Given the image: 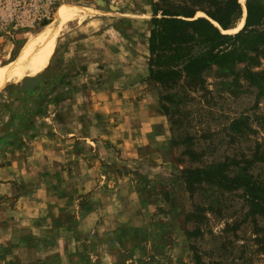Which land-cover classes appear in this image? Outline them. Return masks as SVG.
Returning <instances> with one entry per match:
<instances>
[{
    "label": "rangeland",
    "instance_id": "rangeland-1",
    "mask_svg": "<svg viewBox=\"0 0 264 264\" xmlns=\"http://www.w3.org/2000/svg\"><path fill=\"white\" fill-rule=\"evenodd\" d=\"M245 1L238 0L242 15L224 34L243 28ZM153 2L0 0V66L20 61L30 39L45 26L56 27L41 68L1 78L0 91L7 88L0 99L15 101L25 126L39 118L36 130L51 126L64 132L67 107L74 104L61 99L83 96L85 109L90 107L87 142L92 149L90 163L75 169L76 186L85 192L66 201L86 218L69 213L0 216V222L6 219L10 225L0 239L18 243L22 238L30 250L0 247V264H18L9 256L52 264V252L63 254L57 264H264V214L251 204L244 187L222 186L217 176L248 180L264 195V45L258 40L253 48L242 39L229 42L223 46L230 54L225 69L204 72L201 86L163 89L146 81L144 64ZM64 5L81 7V14L58 19ZM167 5L197 7L193 0H168ZM194 9L196 18L206 17ZM30 80L39 87L23 91ZM57 97L58 106L52 103ZM66 140L51 137L48 144L61 143L65 149ZM66 156L60 154L63 163ZM43 170L59 174L57 168ZM197 170L210 177L193 174ZM61 171L65 176L66 168ZM54 185L68 195L66 185ZM19 187L22 194L24 186ZM39 206L40 201L27 208ZM51 220L58 227V242L53 226L46 233L39 230ZM64 223L71 226L60 227ZM99 228L103 231H92ZM77 238L84 243L78 255L71 247L63 249L67 239ZM41 243L59 245L39 247ZM46 255L51 256L39 260Z\"/></svg>",
    "mask_w": 264,
    "mask_h": 264
},
{
    "label": "crops",
    "instance_id": "crops-1",
    "mask_svg": "<svg viewBox=\"0 0 264 264\" xmlns=\"http://www.w3.org/2000/svg\"><path fill=\"white\" fill-rule=\"evenodd\" d=\"M136 3L138 4V2ZM136 8L138 9V6H136ZM129 14L134 15V12L131 11ZM144 42V54H146L145 52L148 53L147 42L146 40ZM144 64L147 70V62L144 61ZM60 87L67 86L64 84V86H58L57 89ZM37 88H35V90ZM56 100L57 101H53L52 103L56 102L58 106V97ZM85 100L86 99L80 95L61 99V102H65L66 104H74V107H67L69 115L68 128L66 131L60 132L51 126L44 130H36L39 118L38 121L36 119V122L33 124L25 126L23 123L25 119L23 114L19 112L20 108L14 103L15 101L11 98L0 99V216H19L25 218V216L38 217L46 215L48 217H58L69 213L73 217L83 216L86 218L88 214L75 211L74 205L71 207H67L66 205V201L68 204V199H73L76 193L85 192L84 190L81 191L82 187L79 189L76 186V183H80V181L75 180V169L82 167L85 168L91 160L90 154L92 149L87 142L90 136L89 128L87 127L89 125L90 107L89 109H85ZM129 101L132 102L131 99ZM135 103L141 104L140 101ZM77 104H79V106ZM41 111L39 110V112ZM144 115L148 120L151 119L149 118V113L146 112ZM56 116L58 117L59 115ZM42 120L45 119L42 118ZM42 120L40 122H42ZM19 123L21 125H19ZM56 136L68 137L69 140H66L67 145L65 149H63V144L61 145L62 147H60L59 144L61 143L53 146L48 144L49 138ZM38 145H40V147H38ZM62 152H66L67 154L66 163H63V157H61V160L59 158ZM45 167L59 169L58 176H53L57 171H53L54 173L52 176L46 175L43 170ZM62 168H66L65 176L63 175L64 173H62L63 171H61ZM26 184H28V187H25ZM54 184H64L63 187L66 185L68 195L57 189V186ZM19 185L24 186L22 194ZM11 199L13 202H9ZM39 201L40 206L38 208H27ZM56 203H59L60 207H58ZM53 206H56L57 208H53ZM73 220L74 218L72 221ZM102 222L103 221L100 220V227ZM9 226L10 225L7 224L6 219L0 222L1 237H5L9 233ZM68 226L71 225L64 223V225L60 227L67 228ZM57 228L56 225L52 224L51 220V223H48L45 228L40 227L39 230L40 233H46L45 230H52L53 238L58 242L60 236L58 235ZM26 230L30 231L29 228H26ZM92 231L101 232L103 230L99 228ZM81 242L82 240L80 241L79 238L75 240L67 239V242L64 243L63 249H69V247H71L74 255H78L84 244ZM25 243L26 242H24V239L22 238L18 243H11V241L0 239V247L10 249L14 247L13 249L19 251L26 250L28 246ZM58 245V243H41V245L39 244V247L49 246L50 248H55ZM76 250L77 252H75ZM26 251H30L29 248ZM66 253L67 252L65 251L64 254ZM68 253H70V250ZM50 254L52 256L54 255L52 257L54 263L52 264H57L63 255L61 252H55L54 254L52 252ZM51 255H46L44 258L42 257L43 259L39 260L42 261ZM77 259L78 261H81L78 256ZM7 260H13L18 264H30L33 262L32 260L25 259L15 261V257L12 258L10 256Z\"/></svg>",
    "mask_w": 264,
    "mask_h": 264
},
{
    "label": "trees",
    "instance_id": "trees-1",
    "mask_svg": "<svg viewBox=\"0 0 264 264\" xmlns=\"http://www.w3.org/2000/svg\"><path fill=\"white\" fill-rule=\"evenodd\" d=\"M167 1L154 0L151 4L152 18L147 40L146 81L158 84L163 89H174L178 85L201 86L204 72L212 67L225 69L230 54L224 52L223 46L229 42L242 39L247 47L253 48L258 40L264 45V30H250L251 27H264V0L245 1L244 26L236 30L238 32H231H236L234 34L223 32L234 28L242 15L238 0H193L197 7L183 6L177 9H171ZM204 6L210 9L202 8ZM194 8L202 11L207 18H196ZM250 39H253L251 43ZM162 110L164 113L167 111L165 106ZM194 173L210 177L209 172L197 170ZM217 176L220 180H215L222 186L244 187L251 204L264 214V195L255 185L248 180H231L218 173Z\"/></svg>",
    "mask_w": 264,
    "mask_h": 264
},
{
    "label": "bare ground",
    "instance_id": "bare-ground-1",
    "mask_svg": "<svg viewBox=\"0 0 264 264\" xmlns=\"http://www.w3.org/2000/svg\"><path fill=\"white\" fill-rule=\"evenodd\" d=\"M81 11L82 8L77 5H64L63 8L57 11L56 17L68 21L80 15ZM244 18L245 12L243 13L240 26L244 22ZM44 28L45 30L33 39H30L26 44V51L20 61H16L6 66H0V79L33 74L41 68L50 41L53 39L56 31V27L53 24L45 26Z\"/></svg>",
    "mask_w": 264,
    "mask_h": 264
},
{
    "label": "water",
    "instance_id": "water-1",
    "mask_svg": "<svg viewBox=\"0 0 264 264\" xmlns=\"http://www.w3.org/2000/svg\"><path fill=\"white\" fill-rule=\"evenodd\" d=\"M39 86V83L37 80H30L27 81L23 87V91H32L35 88H37Z\"/></svg>",
    "mask_w": 264,
    "mask_h": 264
}]
</instances>
